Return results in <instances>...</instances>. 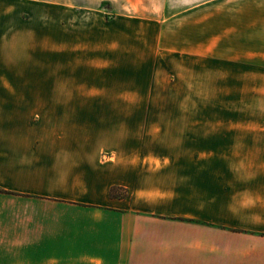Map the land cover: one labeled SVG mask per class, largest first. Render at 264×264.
<instances>
[{
	"label": "crops",
	"instance_id": "obj_1",
	"mask_svg": "<svg viewBox=\"0 0 264 264\" xmlns=\"http://www.w3.org/2000/svg\"><path fill=\"white\" fill-rule=\"evenodd\" d=\"M104 1L0 0V264H264V0Z\"/></svg>",
	"mask_w": 264,
	"mask_h": 264
},
{
	"label": "rangeland",
	"instance_id": "obj_2",
	"mask_svg": "<svg viewBox=\"0 0 264 264\" xmlns=\"http://www.w3.org/2000/svg\"><path fill=\"white\" fill-rule=\"evenodd\" d=\"M56 1H60V2H64V3H71L74 0H56ZM79 2H81V4L86 5L87 8L91 9L92 11H99L100 13H102V16L104 18V15L106 17V19L110 16L113 15L114 11L110 9V7L108 6V3L105 2L104 0H77ZM131 1V0H130ZM142 1V0H141ZM126 12V11H123ZM131 12V11H130ZM31 44V42H30ZM32 45V44H31ZM175 79L176 82H179V74L176 75H171L169 74L167 77L164 76V74L160 75L157 74L156 76H154L155 80H156V84L158 86V83L163 85L165 87V90H156L154 92V94H152L151 97L153 98H157V99H173V106L170 107H123V108H114V109H118L119 111H123L126 115H137V114H144V113H155V114H164V113H172V114H179L180 113V107L179 105L176 106L175 103V99L179 98L178 96L174 97L175 94L179 95V91H172L169 90V88L167 87V81H172V79ZM158 82V83H157ZM105 94V93H104ZM115 94V93H114ZM107 95V94H106ZM113 94H111L109 92V96L112 97ZM123 97L125 98H138L141 96H138L139 94H137V92L131 91V90H125L123 92ZM113 109V108H112Z\"/></svg>",
	"mask_w": 264,
	"mask_h": 264
},
{
	"label": "trees",
	"instance_id": "obj_3",
	"mask_svg": "<svg viewBox=\"0 0 264 264\" xmlns=\"http://www.w3.org/2000/svg\"><path fill=\"white\" fill-rule=\"evenodd\" d=\"M109 195H110V196L113 195V189H110Z\"/></svg>",
	"mask_w": 264,
	"mask_h": 264
}]
</instances>
